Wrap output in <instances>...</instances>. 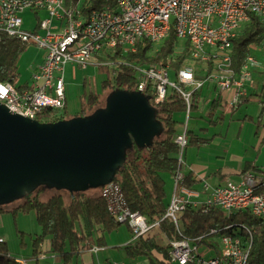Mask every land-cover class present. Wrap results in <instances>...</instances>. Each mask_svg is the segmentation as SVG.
<instances>
[{
  "label": "built area",
  "instance_id": "1",
  "mask_svg": "<svg viewBox=\"0 0 264 264\" xmlns=\"http://www.w3.org/2000/svg\"><path fill=\"white\" fill-rule=\"evenodd\" d=\"M88 1L0 0V30L20 38L26 45L33 44L44 50L42 62L31 72V83L18 89L10 82L0 81V102L11 111L22 115L31 113V118H38L45 109H61L65 106L66 64L85 67L93 56L112 52L117 46L135 51L142 40L158 46L173 31L180 34L174 53L184 52L185 63H192V70H185V63L178 69L171 63L136 67L135 91L153 96L156 104L162 103L169 92L182 98L185 126L175 138L182 163L193 94L208 87L212 93L210 103L218 101L219 105L224 99H221L222 93L232 91L225 103L236 108L247 96L254 72H264V34L258 42L249 44L239 71L231 68L232 38L252 15L264 19V0H106L111 3L87 11ZM28 9L44 14L33 30L24 29L19 16ZM187 54H196V61H187ZM201 100L208 101L200 94L197 104ZM181 179L178 171L169 204L163 216L154 221L132 211L120 185L114 181L101 186L100 195L114 220L127 223L134 240L158 229L162 220H170L176 234L168 246L171 262L246 264L252 238L246 227L244 231L249 234V240L242 235L230 238L224 233L217 237L218 246H214L199 242L202 235L184 236L179 220L188 206L203 211L218 207L227 214L233 208H243L259 218L264 227V174L245 172L237 182L226 181L216 186L203 182L199 189L183 185ZM216 230L211 228L209 232ZM0 242H3L1 237ZM201 244L214 249L215 256L203 257L199 251ZM90 249L96 252L99 248ZM15 259L17 264H28L25 258Z\"/></svg>",
  "mask_w": 264,
  "mask_h": 264
},
{
  "label": "trees",
  "instance_id": "2",
  "mask_svg": "<svg viewBox=\"0 0 264 264\" xmlns=\"http://www.w3.org/2000/svg\"><path fill=\"white\" fill-rule=\"evenodd\" d=\"M65 2L75 3L76 0H65ZM88 2L90 5L85 9L87 11L111 3L106 0H89ZM263 34L264 19L252 15L250 20L243 24L232 38L231 68L234 72L239 71L249 50V44L258 42ZM176 44L177 37L173 31H170L156 49L149 41L142 40L137 44L135 51H124L120 46H117L112 52L98 54L96 58L102 62L98 64V67L111 74V79L108 78L102 82L103 88H110L107 94L117 89L134 91L137 82L136 67L139 66L171 63L175 69L182 67L185 63V54L184 52L174 53L173 49ZM26 46L20 38L9 36L0 30V81L10 82L18 89L27 85L16 84L19 75L18 59ZM257 74L264 75V72H254V76ZM261 79L260 77L256 80L261 81ZM262 87L261 94L264 95V85ZM200 94V91L193 94V108H197ZM247 99L248 94L238 106ZM99 102L100 94H88L86 101L82 102L80 112L73 116H84L91 113L99 106ZM217 104L218 101H211L210 109H215ZM154 107L161 129L148 146L140 147L133 143L131 148L126 151L124 164L113 179L120 185L130 209L145 215L149 221L160 219L169 204L166 199L163 173L174 177L178 171L182 172V163L179 160L180 149L175 141L180 132L177 128L178 121L175 115L184 110V102L178 94L169 92L166 99ZM263 113L264 107L261 108L258 118H261ZM73 116L66 115L64 106L61 109H45L37 117L41 121H57ZM262 126L264 130V123ZM186 133L187 146H200L209 141L208 138L200 137L188 129ZM261 141L264 143V134ZM245 172L263 173L264 170L246 162L241 175ZM180 183L197 189L201 185L200 180L194 177L192 172L182 173ZM96 189H98V194H89L86 192L87 190L70 194L66 190L39 186L20 199L22 200L21 204L11 209H3V205H0V214L16 210L34 211L36 221L40 226V232L33 239L34 248L47 237L50 241V253L59 257L63 264H68L83 250L96 245V243L101 245L103 233L116 229L121 224L116 222L107 211L106 202L100 195V187ZM41 190H44V193L50 191V194H41ZM64 193L69 194L67 200ZM180 222L184 236L196 238L202 235L199 242L214 246H218V236L224 233L234 234L239 227L242 228L240 233L243 239L248 238L249 240V234L244 231L246 227L251 231L252 236L246 264H264L263 223L249 210L226 214L218 207L203 211L188 206L181 214ZM211 228L217 230L210 233ZM96 232L99 234L95 236ZM174 237L176 234L173 223L164 219L160 222L158 229L135 239L133 243L127 244L125 249L129 256L144 255L148 257L151 264H172L167 252L169 242ZM0 264H17L15 257L9 255L4 241L0 242Z\"/></svg>",
  "mask_w": 264,
  "mask_h": 264
},
{
  "label": "water",
  "instance_id": "3",
  "mask_svg": "<svg viewBox=\"0 0 264 264\" xmlns=\"http://www.w3.org/2000/svg\"><path fill=\"white\" fill-rule=\"evenodd\" d=\"M161 129L140 91L114 90L84 116L41 121L0 102V205L37 187L70 194L113 181L133 143L150 144Z\"/></svg>",
  "mask_w": 264,
  "mask_h": 264
},
{
  "label": "rangeland",
  "instance_id": "4",
  "mask_svg": "<svg viewBox=\"0 0 264 264\" xmlns=\"http://www.w3.org/2000/svg\"><path fill=\"white\" fill-rule=\"evenodd\" d=\"M36 12L38 13L36 14ZM19 16L22 19V27L33 30L37 20L43 18L44 14L38 10L28 9L20 13ZM158 46L154 44L153 48L156 49ZM43 53V48L36 45L28 44L25 47L18 59L17 85L31 83V71L39 64ZM99 63L102 62L96 58L85 67L74 63L66 64L63 75L66 115L73 116L80 112L82 102L86 101L90 93L100 94L99 106L104 105V99L110 88L104 89L102 82L108 78L111 79V74L102 71L98 67ZM260 77L263 80H256ZM262 85H264V75H253L248 99L238 109H232L227 104L217 106L216 109H210L209 92H205L206 87L200 89L201 95L205 96L206 93L208 101L201 100L197 108H192L186 129L193 131L200 137L208 138L209 142L201 146L188 145L183 152L182 159L196 156L195 159L199 162L208 160L212 164L217 163L220 167L223 159L217 156H226L225 160L228 163H234L236 162V155L240 156L243 162L253 160L257 165L264 166V143L261 141L264 113L261 118H258L261 108L264 107V95L261 94ZM175 118L178 121L177 128L180 131L183 130L186 115L179 112ZM194 151H196V155L192 154ZM219 152L222 154H218ZM183 168H181L182 171ZM163 177L165 179L166 199L169 201L174 189L173 179L167 173H163ZM206 179L210 183L216 181L209 176ZM234 179L232 177V181H238ZM224 183L223 181L220 182V184ZM41 191L43 194L44 190ZM86 192L89 194L99 193L98 189H89ZM44 194L48 195L50 191ZM64 196L67 200L69 194L64 193ZM21 202L22 200L19 199L9 205H3V209H11ZM179 223L181 225V222ZM39 232L40 226L36 221L34 211L16 210L15 212L6 211L0 214V237L6 243L10 256L25 258L28 264H55L48 252H45L47 257L44 260L40 257L42 252L37 255L39 256L38 260L33 256V239ZM98 234L99 232H96L95 236ZM103 236L101 245L95 242L99 248L96 253L91 252L90 247L73 257L68 264H151L148 257L144 255L132 257L127 254L125 246L134 241L127 223H121L116 229L104 232ZM48 240L46 237L45 243L49 244ZM199 251L205 258L213 257L216 254L214 249H208L203 244L200 245ZM57 261L56 264H63L61 259ZM172 264L177 263L172 262Z\"/></svg>",
  "mask_w": 264,
  "mask_h": 264
},
{
  "label": "crops",
  "instance_id": "5",
  "mask_svg": "<svg viewBox=\"0 0 264 264\" xmlns=\"http://www.w3.org/2000/svg\"><path fill=\"white\" fill-rule=\"evenodd\" d=\"M42 60H43V55H42V58H41V61L39 62V64L42 62ZM37 66H35L32 69V71ZM256 72H258V71H256ZM262 80H263V78H262ZM205 92H209L210 98L212 97L211 96V94H212L211 93V90L208 87L206 88ZM231 94H232V91H227V92L222 93L223 96H222L221 99H223V98L224 99L220 101V104L218 106L225 105V104L229 105L228 103H225V102L230 99ZM202 97H206V93H205V96L202 95ZM245 101H247V100H245ZM240 106H237L236 108H232V109H238ZM263 134H264V130H263ZM195 153H196V151L192 152V154H195ZM218 154H222V153L219 152ZM195 157L196 156L191 157V158H188V159L183 158L184 160L182 159V161H183L182 167H184V168H183V171H182V169H181V171H182L183 174H186L187 172H192V175L194 177H196L197 179L200 180V184H202L203 182H207L211 186H216V185H219L221 181H223V182L232 181V177L235 178L234 180H239L240 179V176H241L242 169H243L244 165L246 164V162H250L252 165H256L259 168H261V169L264 170V166L263 165L262 166L257 165L255 163V161H253V160H246V161L243 162L242 159L240 158V156H236V155H235V158H236L235 161L236 162H234V163H228L225 160L226 159V156H224V157L217 156L218 158H222L223 159V161L221 162L220 167H218L217 163L216 164H212L208 160H203V161H200L199 162V161H197L195 159ZM256 174L262 175V174H264V172L263 173L258 172ZM207 176H209V178H211V179L214 178L216 181L213 182V183L211 182L212 183L211 184L210 181H208V179H206ZM171 177L173 179V184H174V178H173V176H171ZM200 184H198V185H200ZM173 188H174V186H173ZM93 246H97V245H93ZM34 250H36V253H34L33 256H35L36 260H38V257L39 256H37V255L40 252H42V254H41L40 257L43 258V260L46 259V257H47V255L45 254V252H48L49 253L52 262L55 263V264L58 262L57 260L60 259L59 257H56V256H54V255H52L50 253V241H49V244L48 243H45V238L43 239V241L41 243H39L34 248ZM90 251L91 252H94V253L97 252V251L96 252L95 251H92L91 249H90ZM83 252H84V250H83ZM42 255H43V257H42Z\"/></svg>",
  "mask_w": 264,
  "mask_h": 264
},
{
  "label": "bare ground",
  "instance_id": "6",
  "mask_svg": "<svg viewBox=\"0 0 264 264\" xmlns=\"http://www.w3.org/2000/svg\"><path fill=\"white\" fill-rule=\"evenodd\" d=\"M175 35L177 37V41H180V34H175ZM124 51H132V50H124ZM93 59H96V56H93ZM187 61H196V54H187ZM185 70H192V63H185ZM147 97L149 98V101H150V103L153 106L156 105V100H155V98H153V96H147ZM24 116H27V117H30L31 118V113H24ZM182 156H183V153H182ZM182 165H183V161H182ZM180 173L182 174V172H180ZM200 188H201V186H200ZM240 210H244V209L243 208H233L232 209V213L238 212ZM240 231H241V229H237V231H235L234 234L228 233V236H230V238H238V236H241ZM15 261H16V259H15Z\"/></svg>",
  "mask_w": 264,
  "mask_h": 264
}]
</instances>
